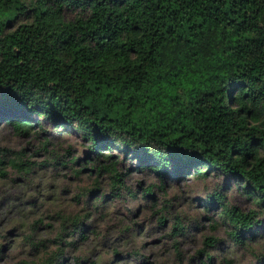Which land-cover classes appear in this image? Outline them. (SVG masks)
Here are the masks:
<instances>
[{"label":"clouds","instance_id":"obj_1","mask_svg":"<svg viewBox=\"0 0 264 264\" xmlns=\"http://www.w3.org/2000/svg\"><path fill=\"white\" fill-rule=\"evenodd\" d=\"M173 6L183 7V0L165 4ZM199 10L185 8L176 26ZM96 12L95 0L0 3V85H14L17 53L37 96L60 88L64 70L79 68L81 56L89 55L90 73H73L76 84L85 85L81 106L87 100L107 113L110 104L95 91L89 94V80L126 84L134 73L140 90L130 94L153 103L151 109L118 110L116 127L101 133L106 139L90 141L86 121L57 118L40 103L27 105L11 86L0 87V264H261L264 96L243 92L248 82L232 71L236 61L227 53L234 42L170 43L150 55L151 39L125 29L100 47L93 36ZM244 13L251 21L247 39L264 37V0H254ZM61 37L70 46L62 47ZM244 60L247 70L253 61ZM207 88L219 92V106L231 117L228 133L242 145L233 149L241 157L231 171L213 166L200 150L178 147L171 133L180 129L168 124L169 132L160 131L165 112L174 120L177 108ZM157 105L163 110L154 114ZM186 126L195 122L180 125ZM137 129L140 137L133 134ZM164 151L172 165L156 172L153 157ZM241 163L243 173L237 170ZM217 193L222 201L215 200ZM234 209L251 217L253 227L237 233L229 216Z\"/></svg>","mask_w":264,"mask_h":264},{"label":"trees","instance_id":"obj_2","mask_svg":"<svg viewBox=\"0 0 264 264\" xmlns=\"http://www.w3.org/2000/svg\"><path fill=\"white\" fill-rule=\"evenodd\" d=\"M175 2L176 0H95L97 12L92 19L96 25L93 29V36L97 45L103 47L109 44L121 30L125 29L130 32H144L145 42L151 39L150 55L165 51L164 45L170 43H182L187 46L193 41L203 40L207 46L215 45L217 40L228 39L234 42L227 48L228 55L236 61L232 66V71L238 73L243 80L248 82V86L243 88V92L249 98L264 96V37L254 40L247 39L251 21L244 13L246 8L254 7V0H183V7L165 8V4H175ZM0 3H3V0H0ZM81 6L89 7L91 4L82 2ZM197 7L200 9L198 14L190 16L181 27L176 26V18H183L185 8L195 9ZM225 33L229 35L226 37ZM242 34L245 36L244 41L240 40ZM25 39L30 40L31 37ZM61 40L63 41L62 47L70 46L71 41L67 37H61ZM245 57H250L253 61L247 70L243 67ZM13 59L21 60V66H17L15 69L17 73V76L13 78L15 83L14 85L3 84L0 87L11 86L13 91L23 96L27 105L34 107L40 103L44 108L52 109L53 115L57 118L61 116L68 119L76 117L86 121L89 125L90 141H94L97 135H100L102 141L106 139L101 133L105 128L116 127L114 121L118 110L125 107L134 111L142 110L145 107L153 108L151 100L145 103L143 97L130 94L140 90L137 88L140 78L135 73L126 84L123 82L109 83L104 80L97 83L95 80H89L87 85L89 94L95 91L110 104V110L107 113L93 108L87 100L81 106L80 96L83 94L82 90L85 85L83 83L76 84L78 77H75L73 73H90L89 55L81 56L79 68L69 67L64 70V82L60 88L46 89L39 96L33 94L34 82L26 80L22 72L23 61L19 53L15 54ZM170 87L174 86L170 85ZM114 92L120 94L113 95ZM214 97H216L215 101ZM88 98H91L90 95ZM220 104L219 92L213 91L211 88L204 89L193 102L183 109H176L174 120L171 111L165 112L159 121L160 131L169 132V128L166 127L168 124H171L173 128L180 129L171 133V138L179 141L178 147L200 150L203 152L204 158L209 160L213 166L223 165L226 171H231L241 157V152L233 149H241L242 145L236 143L235 138L229 135L231 117L227 109L220 107ZM162 110V106L157 105L154 114ZM2 113L3 108H0V114ZM9 114L14 113L10 112ZM245 115L246 113L241 109L242 118ZM16 122L28 123L25 119ZM190 122H195V126L180 127L181 124L188 125ZM133 134L137 137L141 136L138 129ZM156 138L164 141L169 139L167 135L159 134L156 135ZM221 147L224 148L223 151H220ZM153 159L156 163L151 166L156 172L163 173L172 165V160L169 159L166 151L156 153ZM77 166L83 167L79 164ZM245 168L246 165L241 163L237 170L243 173ZM255 179H259V177ZM252 182L253 187L260 190L255 180ZM215 200L222 201L223 196L217 193ZM229 216L237 233L252 228L255 223L251 217L241 215L239 210H232Z\"/></svg>","mask_w":264,"mask_h":264},{"label":"rangeland","instance_id":"obj_3","mask_svg":"<svg viewBox=\"0 0 264 264\" xmlns=\"http://www.w3.org/2000/svg\"><path fill=\"white\" fill-rule=\"evenodd\" d=\"M162 222H164V221H162ZM210 244H212V243H210ZM202 255H205L204 253H202ZM261 264H264V262H261Z\"/></svg>","mask_w":264,"mask_h":264}]
</instances>
